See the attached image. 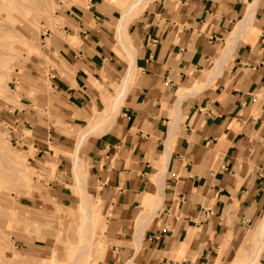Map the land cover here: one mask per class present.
I'll list each match as a JSON object with an SVG mask.
<instances>
[{"label": "crops", "instance_id": "1", "mask_svg": "<svg viewBox=\"0 0 264 264\" xmlns=\"http://www.w3.org/2000/svg\"><path fill=\"white\" fill-rule=\"evenodd\" d=\"M65 3L68 39L58 35L63 48L47 78L71 110L69 124L97 131L79 153L83 146L111 213L110 255H131V264H264V0H146L126 42L114 0ZM121 87L115 121L89 124ZM22 88L24 107L10 118L48 138L35 139L36 155L62 162L77 132L66 135L67 120H40L29 108L32 85Z\"/></svg>", "mask_w": 264, "mask_h": 264}, {"label": "rangeland", "instance_id": "2", "mask_svg": "<svg viewBox=\"0 0 264 264\" xmlns=\"http://www.w3.org/2000/svg\"><path fill=\"white\" fill-rule=\"evenodd\" d=\"M61 1L0 0V264H127L131 255H110L117 243L111 213L102 209L99 182L91 181L83 146L79 153L90 134H85L88 127L76 130L69 124L71 110L47 78L63 48L58 35L68 39L61 18L68 4ZM131 1L114 0L123 12ZM144 2L127 13L123 35ZM23 83L32 85L34 106L29 108L35 107L40 120L48 124L55 120L56 125L67 120L66 135L77 132V144L62 153V162L54 154L46 159L36 155L35 139L48 138L35 129L18 127L10 118L17 107H24ZM122 93L120 89L117 95ZM39 95L49 99L45 103ZM116 96L89 124L111 123L119 105ZM86 246L89 251L80 254Z\"/></svg>", "mask_w": 264, "mask_h": 264}, {"label": "bare ground", "instance_id": "3", "mask_svg": "<svg viewBox=\"0 0 264 264\" xmlns=\"http://www.w3.org/2000/svg\"><path fill=\"white\" fill-rule=\"evenodd\" d=\"M145 0H133V1H131L128 5H126V8H125V11L123 12V14H122V16L120 17V22H119V29L117 30V33H118V36L120 37V38H122L123 39V41L125 40V37H123V26H124V24H125V17H126V15H127V13L132 9V7L137 3V4H141V3H143ZM139 2V3H138ZM251 10V9H250ZM248 17V16H247ZM246 17V18H247ZM249 18H250V16H249ZM252 18V17H251ZM244 20V19H243ZM242 20V21H243ZM248 23H250V22H248ZM243 24H245V21H244V23ZM242 26H244V25H242ZM248 26V25H247ZM240 28H243V27H241V25H240V27H239V29ZM244 29H245V26H244ZM118 37V38H119ZM126 41H128V40H125V42ZM127 44H130V42H127ZM125 45H126V43H125ZM127 46H129L133 51L135 50L134 48H133V46H131V45H127ZM136 54V53H135ZM137 55V54H136ZM134 64V66H137V65H135V62L133 63ZM133 66V67H134ZM132 67V68H133ZM131 68V67H130ZM128 71H130V70H128ZM130 73V72H129ZM128 74V73H127ZM129 75V74H128ZM128 75H127V77H128ZM127 79V78H126ZM126 79H125V81H126ZM125 83V82H124ZM123 83V84H124ZM129 84V83H128ZM125 85V84H124ZM128 86V85H127ZM128 88H129V86H128ZM105 90V89H104ZM121 90H122V92H123V94L122 95H117L116 96V99L119 97V96H124L125 95V92H126V89H125V87L123 88V87H121ZM121 102H122V100H121ZM118 112H119V105H117V110H116V114H118ZM100 112H98L97 114H96V116L99 114ZM115 114V115H116ZM115 115H114V117H113V119L111 120V122H113V121H115ZM94 121H92V123H93ZM91 123V124H92ZM86 132H85V134H89V133H92V132H94V131H96L94 128H92L91 126H89L86 130H85ZM25 135V134H24ZM74 159H75V164L77 165V162H79V155H78V152L77 153H75V156H74ZM75 173H77V167L75 166ZM164 178V174H162V173H160L158 176H157V180H158V182H159V184H160V186L162 185V183H163V180H165V179H163ZM83 187H84V191H86V195H87V198H88V201H91V199H92V197L90 196V193H89V191H88V188H87V184H86V182L84 181L83 182ZM163 186V185H162ZM162 192H163V190H162ZM150 198H151V195L150 194H146V196H145V198H144V203H148L149 201H150ZM163 202V201H162ZM90 210H91V212H93L92 211V208L90 207ZM153 212H155V211H153ZM152 212V213H153ZM147 220L145 219L144 220V222H142L141 224H140V227H139V232H138V234L136 235V237H137V242L139 243L140 242V240H141V238H142V234L144 233L143 231H144V229H145V226H146V222ZM89 251V246H86L85 248H83L82 249V251L80 252V254H84V253H86V252H88ZM82 257V256H81ZM77 261V260H76ZM133 260H132V258L131 259H129V261L127 262V264H131V262H132ZM76 263V262H75Z\"/></svg>", "mask_w": 264, "mask_h": 264}]
</instances>
